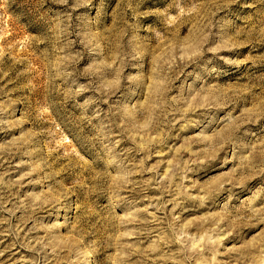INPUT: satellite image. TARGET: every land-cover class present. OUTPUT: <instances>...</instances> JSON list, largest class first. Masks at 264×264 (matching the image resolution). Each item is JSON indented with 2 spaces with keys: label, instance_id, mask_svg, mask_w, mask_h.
Wrapping results in <instances>:
<instances>
[{
  "label": "rangeland",
  "instance_id": "obj_1",
  "mask_svg": "<svg viewBox=\"0 0 264 264\" xmlns=\"http://www.w3.org/2000/svg\"><path fill=\"white\" fill-rule=\"evenodd\" d=\"M0 264H264V0H0Z\"/></svg>",
  "mask_w": 264,
  "mask_h": 264
}]
</instances>
